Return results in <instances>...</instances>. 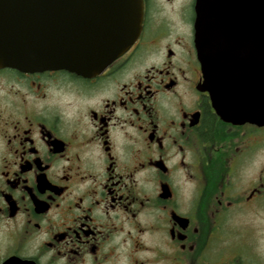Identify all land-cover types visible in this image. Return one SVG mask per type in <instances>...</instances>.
Returning <instances> with one entry per match:
<instances>
[{"label": "flooded vegetation", "instance_id": "1", "mask_svg": "<svg viewBox=\"0 0 264 264\" xmlns=\"http://www.w3.org/2000/svg\"><path fill=\"white\" fill-rule=\"evenodd\" d=\"M143 3L99 74L0 69V264H264V124L201 89L196 0Z\"/></svg>", "mask_w": 264, "mask_h": 264}, {"label": "water", "instance_id": "2", "mask_svg": "<svg viewBox=\"0 0 264 264\" xmlns=\"http://www.w3.org/2000/svg\"><path fill=\"white\" fill-rule=\"evenodd\" d=\"M143 11V0H0V69L99 74L138 39ZM195 11L201 89L222 119L264 124V0H236L224 20H209L208 0Z\"/></svg>", "mask_w": 264, "mask_h": 264}]
</instances>
